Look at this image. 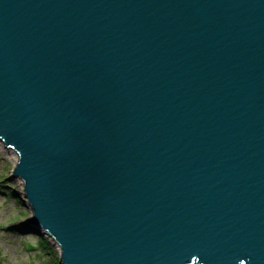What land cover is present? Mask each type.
<instances>
[{
  "label": "water",
  "instance_id": "95a60500",
  "mask_svg": "<svg viewBox=\"0 0 264 264\" xmlns=\"http://www.w3.org/2000/svg\"><path fill=\"white\" fill-rule=\"evenodd\" d=\"M0 140L64 264H264V0H0Z\"/></svg>",
  "mask_w": 264,
  "mask_h": 264
},
{
  "label": "rangeland",
  "instance_id": "374dc122",
  "mask_svg": "<svg viewBox=\"0 0 264 264\" xmlns=\"http://www.w3.org/2000/svg\"><path fill=\"white\" fill-rule=\"evenodd\" d=\"M4 149L0 147V264H59L57 243L29 222L31 209L19 191L22 180L12 177L17 154L13 159ZM40 238L45 247L39 246Z\"/></svg>",
  "mask_w": 264,
  "mask_h": 264
},
{
  "label": "bare ground",
  "instance_id": "6f19581e",
  "mask_svg": "<svg viewBox=\"0 0 264 264\" xmlns=\"http://www.w3.org/2000/svg\"><path fill=\"white\" fill-rule=\"evenodd\" d=\"M3 146V142H2V140H0V147H2ZM5 151H7L8 152V154H9V156L11 157V158H13V159H15V156H16V152L13 150V149H9V148H5L4 149ZM16 164V163H15ZM19 191H21V193H23V197H24V200H26V201H28L27 200V198L25 197V189H24V185H23V181L22 182H19ZM11 193H13L12 191H10ZM9 193V192H8ZM29 204V207H30V203L28 202L27 203V205ZM45 231V230H44ZM46 234H48V236L52 239V240H54V237L52 236V235H50L47 231H46ZM40 241V243H39V246H42V247H45V245H44V243H45V239L44 240H39ZM55 241V240H54ZM56 242V241H55ZM57 243V242H56ZM57 246H58V249H59V256H58V263L59 264H64V260H63V258H62V254H61V248H60V246H59V244L57 243ZM196 263V262H195Z\"/></svg>",
  "mask_w": 264,
  "mask_h": 264
},
{
  "label": "trees",
  "instance_id": "16d2710c",
  "mask_svg": "<svg viewBox=\"0 0 264 264\" xmlns=\"http://www.w3.org/2000/svg\"><path fill=\"white\" fill-rule=\"evenodd\" d=\"M40 240H43L42 238H40Z\"/></svg>",
  "mask_w": 264,
  "mask_h": 264
}]
</instances>
